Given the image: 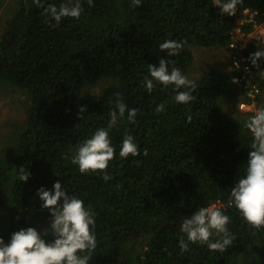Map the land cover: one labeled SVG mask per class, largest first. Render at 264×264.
Listing matches in <instances>:
<instances>
[{
    "label": "trees",
    "instance_id": "trees-1",
    "mask_svg": "<svg viewBox=\"0 0 264 264\" xmlns=\"http://www.w3.org/2000/svg\"><path fill=\"white\" fill-rule=\"evenodd\" d=\"M15 2L0 23V84L26 93L29 104L9 154L0 159V237L7 241L22 227L44 226L50 216L36 190L60 180L97 214L90 264H264V227L249 225L230 204L252 139L243 121L253 113L237 112L226 98L231 87H241L232 83L238 71L222 63L225 56L229 60L233 31L252 30L239 24L244 9L264 22V0H242L232 16L220 15L213 0H143L135 8L131 0H94L91 7L84 3L78 20L66 18L58 27L45 22L34 0ZM166 39L186 42L170 59L187 75L198 68L196 59L204 56L202 66L210 64L190 77L197 86L188 105L174 101L171 85L148 92L141 84L148 64L164 56L158 44ZM258 48L264 45L254 41L245 55L264 80V63L257 69L248 59ZM116 93L139 112L137 123L124 119L110 132L117 155L107 169L113 179L105 182L101 173H81L66 157L97 127L107 126ZM161 102L166 111L157 113ZM258 106H264V94ZM125 131L140 154L122 159ZM21 167L31 173L27 182L20 179ZM217 201L231 217L233 245L214 252L196 243L182 253L183 215Z\"/></svg>",
    "mask_w": 264,
    "mask_h": 264
},
{
    "label": "clouds",
    "instance_id": "clouds-1",
    "mask_svg": "<svg viewBox=\"0 0 264 264\" xmlns=\"http://www.w3.org/2000/svg\"><path fill=\"white\" fill-rule=\"evenodd\" d=\"M85 2L91 7L94 0H59V3L56 0H34L36 6L42 9L45 22L52 27H58L66 18L78 20L84 13ZM241 3L242 0H213V6L219 8L222 16L235 15ZM142 4L143 0H131L130 8ZM185 44L178 39L160 42L158 49L165 54L158 64H148L141 84L148 92H152L157 85H171L174 101L188 105L195 100L196 82L170 59L178 56ZM248 59L253 67L260 69V64L264 63V48L250 53ZM115 96V109L109 114L107 126L97 127L66 157L78 166L81 173H101L105 182L113 179L107 169L117 155L110 132L124 119L131 124L137 123L139 112L137 108H129L120 93ZM83 110L80 109L81 112ZM155 111L165 112V103L156 105ZM242 127L252 139L243 173L238 175L230 188V204L245 222L260 228L264 227V106L256 107L254 113L244 119ZM139 154L140 147L135 137L125 131L119 144V158L127 159ZM19 175L24 182L31 177V173L23 167L19 168ZM36 196L41 201V208L49 212L48 226L40 229L22 227L12 232L7 241L0 237V264H90L97 248V214L92 206L69 193L60 180H56L51 188L39 187ZM230 223L231 217L216 204L200 206L191 215H183L180 223L182 235L178 239L181 252L196 243L206 245L214 252H224L235 240L228 227Z\"/></svg>",
    "mask_w": 264,
    "mask_h": 264
},
{
    "label": "rangeland",
    "instance_id": "rangeland-1",
    "mask_svg": "<svg viewBox=\"0 0 264 264\" xmlns=\"http://www.w3.org/2000/svg\"><path fill=\"white\" fill-rule=\"evenodd\" d=\"M15 0L11 3L10 0H0V23L3 22L4 18L7 17V14L12 13L14 6H15ZM7 9L8 12H7ZM240 22V21H239ZM205 57L203 56L200 59H196L198 68H194V71L192 73H189L190 77H198L201 74H204V72L207 70L208 66L210 64H205L202 66L201 62H203ZM223 65L228 67L230 62L228 60V57H224L222 60ZM229 63V64H228ZM257 83L259 84L261 93L258 97L263 96V88H264V80L263 78L260 80L256 77ZM106 82H101V85H105ZM236 88V87H235ZM95 92L98 91L97 88L94 89ZM242 98V93L240 90L236 91L234 94H232L231 98L229 97V101L234 103L235 109L237 112H240L237 108V102L239 99ZM29 100L28 95L24 92L19 91L17 88L10 85V83H1L0 84V159L5 158L9 151L12 148L13 141L15 139V136L17 132L20 131V127L24 120L26 119V110L28 108ZM257 105V101H256ZM244 113V112H242ZM230 117L233 116L232 113L229 115ZM12 184V181L10 180L4 185V194L7 195L8 190L10 189ZM3 213L0 211V228L2 229L5 225L3 221ZM50 221V218L46 223H44V226L41 228L47 227L48 223ZM253 252V251H250ZM254 254V253H253Z\"/></svg>",
    "mask_w": 264,
    "mask_h": 264
},
{
    "label": "built area",
    "instance_id": "built-area-1",
    "mask_svg": "<svg viewBox=\"0 0 264 264\" xmlns=\"http://www.w3.org/2000/svg\"><path fill=\"white\" fill-rule=\"evenodd\" d=\"M257 12L244 9L239 24L249 23L252 30L243 33L241 29L236 28L231 35V42L228 45L230 51L229 62L233 70L238 71L239 75L232 79L237 87H241L242 98L237 101V108L240 112L254 113L256 101L261 90L256 74L253 73L250 65L247 63L245 51L254 41L264 45V22L256 23L254 16ZM217 206L222 207L220 202H215Z\"/></svg>",
    "mask_w": 264,
    "mask_h": 264
},
{
    "label": "crops",
    "instance_id": "crops-1",
    "mask_svg": "<svg viewBox=\"0 0 264 264\" xmlns=\"http://www.w3.org/2000/svg\"><path fill=\"white\" fill-rule=\"evenodd\" d=\"M256 77H257L258 79H260L259 76H256ZM261 78H262V76H261ZM260 80H261V79H260ZM234 93H235V87H231L229 93L226 95V98H227V99H229V97L231 98L232 94H234Z\"/></svg>",
    "mask_w": 264,
    "mask_h": 264
}]
</instances>
